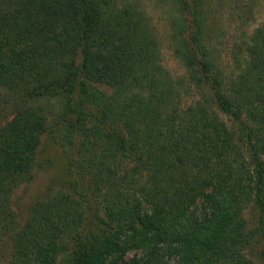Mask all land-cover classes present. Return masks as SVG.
<instances>
[{
    "label": "trees",
    "instance_id": "1",
    "mask_svg": "<svg viewBox=\"0 0 264 264\" xmlns=\"http://www.w3.org/2000/svg\"><path fill=\"white\" fill-rule=\"evenodd\" d=\"M156 2L179 78L137 1L0 0V264H264V21L229 69L207 0ZM48 131L70 176L18 228Z\"/></svg>",
    "mask_w": 264,
    "mask_h": 264
},
{
    "label": "rangeland",
    "instance_id": "2",
    "mask_svg": "<svg viewBox=\"0 0 264 264\" xmlns=\"http://www.w3.org/2000/svg\"><path fill=\"white\" fill-rule=\"evenodd\" d=\"M130 1L140 3L153 18L160 34L164 66L176 78L184 76L186 71L172 52L167 9L156 4V0ZM222 3L223 5H220L218 0H207L211 17L210 33L218 53L225 63L227 61L225 66L232 69L228 55L235 46L242 45L246 32H251L264 21V0L254 5L253 11L249 10L250 5H247L248 9L243 4L239 7L232 5L230 0ZM244 14L246 17L243 19ZM14 116L15 113L10 108L0 109V128L9 123ZM69 165V153L63 147L60 138L56 133L48 131L42 137L33 181L21 185L13 196L12 206L17 215L18 228L27 223L36 204L46 197L50 189H59L67 183L70 176ZM246 218L252 227L257 225L258 217L254 207L247 211ZM11 258L12 244L8 239L1 249V264H9Z\"/></svg>",
    "mask_w": 264,
    "mask_h": 264
}]
</instances>
